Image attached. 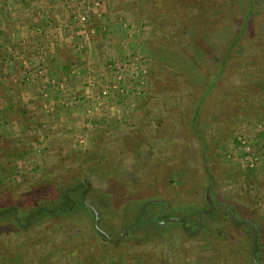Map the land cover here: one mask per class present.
Segmentation results:
<instances>
[{
	"label": "rangeland",
	"instance_id": "obj_1",
	"mask_svg": "<svg viewBox=\"0 0 264 264\" xmlns=\"http://www.w3.org/2000/svg\"><path fill=\"white\" fill-rule=\"evenodd\" d=\"M241 8L224 0H0V203H4L0 210L6 211L0 217V264H250L247 234L243 245V232L230 236L220 214L202 216L212 210L201 215L193 235L177 225L166 231L144 225L133 229L132 210L125 206V212L118 211L122 197L117 202L115 197L100 200L101 205L91 196L83 198L98 212L99 228L110 239L95 233L93 215L78 203L69 214L53 213L18 228L11 220L12 210L19 217L27 211L17 204L24 194L53 179L67 182L77 176L90 194L100 189L109 171L122 181H136V174L149 166L145 159H150L147 149L143 156L138 153L152 144L155 156H165L176 168L147 185L149 189L130 193L134 196L130 199L139 200L136 195L148 190L154 197L149 200L168 203L165 220L184 221L190 229L200 212L220 203H241L247 210L243 220H250L252 209L264 213V157L251 171L242 161L244 151L259 153L264 146V45L252 35L244 44L228 40ZM49 10L58 21L67 22L57 31L73 33L70 43L61 45L68 33L56 45L65 54L71 50L82 56L87 68L105 74V84L113 82L117 72L113 66L122 64L116 65L124 77L120 96L100 98L97 87L104 83L86 79L88 92H75L73 104L48 101L50 83L54 92L60 91V78L44 72V46H49L52 29L34 18L51 16ZM82 15L87 16L85 41L75 29ZM27 17L30 22L20 21L15 30L14 23ZM111 21L118 23L116 28ZM252 22L263 39L264 12ZM214 32L223 35L219 46ZM122 52L123 59H117ZM221 55L233 59L228 62L230 72L218 79L214 93L202 104L193 125L197 137L191 132L192 110ZM31 57L39 63L31 62ZM97 60L103 61L101 67ZM38 87L35 93L29 90ZM238 136L246 139L248 150L237 149ZM90 156L102 163L99 178L81 171L86 167L81 161ZM203 172L209 184L200 192L196 185H201ZM193 201L197 210L185 205ZM150 209L144 219L152 215ZM128 225L133 226L118 240ZM218 233L231 237L230 254Z\"/></svg>",
	"mask_w": 264,
	"mask_h": 264
},
{
	"label": "trees",
	"instance_id": "obj_2",
	"mask_svg": "<svg viewBox=\"0 0 264 264\" xmlns=\"http://www.w3.org/2000/svg\"><path fill=\"white\" fill-rule=\"evenodd\" d=\"M224 2H226L228 5L236 6L240 4L242 6L241 11L239 12L240 17L237 21V25L235 26L234 35L231 36L228 40L232 41L235 39L234 44H237V43L244 44L248 42L249 40L248 36L252 35L254 36L256 40L255 42L257 44L264 45V38L262 39L259 37L257 26H255V24H253L252 22L256 18L258 19L259 17L262 16L264 12V7L262 6L264 4V0H241L240 3L237 0H224ZM164 10L165 9L161 8L159 11L161 12V14H164ZM224 22H227V21H224ZM223 26H224V23H223ZM213 34H214L213 37L215 36V39H217L216 42H218V45L216 46H219V39L221 38L222 33L214 32ZM250 43H251L250 44L251 46L252 41H250ZM261 50L264 51V49H261ZM228 56L221 55L220 59H218L214 63L213 70L211 71L210 76H209V82L206 84V86H204V90L198 98L197 105L193 107L192 116L190 119L191 126H192L191 132L197 137H199L198 135L200 134L197 133L194 129L193 125L195 123V119L198 116V113H199L200 108L202 107V104L206 103L210 99L212 94L214 93L216 89L215 84L217 83L218 79H222V78L224 79V77H226L228 73L230 72L228 64L232 62L233 59L230 57V55ZM229 58H230V62H229ZM154 148H155V144H152L151 146L148 145V146L143 147L141 151L138 153L141 156H143L142 150L143 149L148 150L149 156L147 158H150V159L149 160L145 159L146 161L145 164H148L149 166L141 170L140 173L138 172V174L136 175L139 178H137L136 181H133L131 183L120 180L118 176H115L112 173V171H109L110 174L104 177L105 182L102 185H98L100 189H98L97 191L94 190L95 194H90L88 188L83 186L81 181L78 180L79 178L77 176H74V177L71 176L69 181L67 182L63 179L59 183H57L56 180L58 179H53L51 182L45 183L44 185H42L43 187L28 191L26 194L23 195V201L17 202L18 205L23 206L25 207V209H27V211L24 212V214L22 215L24 218H21L22 216L21 217L18 216V211L12 210L11 220L13 224L15 225V227L18 228L23 223L24 224H28V223L31 224L32 222L36 223V221L39 220L40 218L45 219L47 216L53 215V213L57 215H66L73 211L74 207H76V203L80 204L81 208L84 211H89L85 208L84 203H83L84 201L83 198L86 197L87 199V196L88 197L91 196L93 201H95V203H97L98 205H101V203L99 202L100 200L108 199L110 197L111 198L115 197L114 200L117 202V199L119 197H122L123 199L124 198L125 199H124V202L122 201L121 205L118 207L119 208L118 211L122 210L123 212H125V206L127 210L128 209L132 210L134 215L132 218H130V221L133 222V225H134L133 229L138 228V226L144 225V227H146V229L148 230L156 229V230L166 231L167 228L177 225L179 228L183 230L182 231L183 233L186 232V234L193 235L195 232L198 231L197 230L198 228L197 218L193 226L191 227V229L187 227L184 221L183 222L182 221L168 222L165 224L166 226L160 225L159 222L164 221L167 217V215H165V212L168 210L167 209L168 203H164L163 201H157V202L151 201L152 199L149 200L150 198H154V197L148 194V190L143 191L142 195L140 193L136 195V197L138 196L140 197L139 200L130 199L134 197V196H131L130 193L140 191L142 188L147 189L148 187L147 185L152 186L154 182H159V180L162 179L165 175H167L169 172H172L171 171L172 169L176 168L175 163L169 165V161H168L169 159L168 158L166 159L165 156L163 157L164 159L162 158V156L156 157L155 156L156 153L152 152L151 150ZM81 165H86L85 168L83 166L81 169V171L83 173L85 172V174L86 173L92 174L94 177L98 176V174H102L101 172H98L100 170L102 163L100 161H97V156L96 157L90 156V157L84 158L81 161ZM75 169L76 168H73L72 170L75 171ZM63 172L65 174H68L69 170L67 171L64 170ZM85 174H84V178H86ZM202 174L204 176V177L202 176V178L204 179H202L201 185L199 184L196 185L197 187L200 188V192L203 191V187H205V184L206 185L209 184V180L206 174L204 172ZM197 175H198L197 171H194L192 174V178H196ZM141 182H144V183L141 184ZM197 192H199V190H197ZM75 196L77 197V201L74 200L76 199ZM142 200L143 201L149 200V202L147 201L148 203H144L142 206H139L141 205ZM53 201H55V204L52 206L51 204ZM3 204L4 203H0V209L3 208L2 207ZM203 204L204 202L202 200V205ZM93 205L97 208V206L94 203ZM185 205L188 206L189 210L191 208H195V210H197V207H198L197 202H194V201L191 203L185 204ZM227 205L236 217V220H237L236 224L230 220L229 215L224 208L212 210L211 212H208L202 216H209L211 214L212 215L220 214L221 222L226 220L228 224V230L232 231V232H229L230 236H232L231 234H234L236 232H240V231L243 232V237H244L243 245L245 244L246 234H247V239L249 241V250L247 252L246 247H245V250H246V254L250 256V264H252L251 253L253 250H255L256 252L258 263L264 264V213L259 214L256 211V209H252L250 212L251 216L249 219L254 221L256 228H257V240H256L257 244L256 246H252V229L249 225L241 223L243 221L242 214L245 213V211L247 210L244 208V206L241 203H238V202L227 203ZM251 205H252V202H251ZM30 206L32 207L29 211L28 208ZM150 206H151V209L149 212L152 211V215L144 219L142 216L143 214H145V212ZM121 208H124V209H121ZM182 208L178 207V210ZM220 210L222 212H219ZM5 212H6L5 210H0V217H2V215L4 214L6 215ZM95 233L101 236L98 232L95 231ZM218 235H217L218 237L217 239H219V242L224 243L223 249L228 251V254H230L231 248H233L231 237L228 238L219 233Z\"/></svg>",
	"mask_w": 264,
	"mask_h": 264
},
{
	"label": "crops",
	"instance_id": "obj_3",
	"mask_svg": "<svg viewBox=\"0 0 264 264\" xmlns=\"http://www.w3.org/2000/svg\"><path fill=\"white\" fill-rule=\"evenodd\" d=\"M48 12L51 13V16H39V18L37 17L38 19L34 18V20L39 21L40 24L43 23V26H46L45 29H47V28L52 29V30H50V29L48 30V32L50 31L49 32L50 35L47 36V38H49V40H50L49 46H47L46 44L44 46V48L46 50L45 54H43L44 60H45L44 62H46L44 64V66H45L44 72L46 75H50V76H53L56 78H60L59 79L60 82L58 81L59 82L58 86L60 87V91L57 92L56 91L57 88H56L55 92H54V90H52V87H54V86H52L50 83V85H49L50 88L47 91V92H51V93H49L50 94L49 96L47 95L48 101L49 102H55L54 104H57V105H59L60 102L65 103V101L66 102L70 101L69 103L73 104V102H71V101H72V99L74 100V97H75L74 93L75 92L76 93L77 92H85V90H86V93L88 92V87L84 86V81L86 79H89V81H94V83H96V84L100 83V81H101L100 84H102V83H104L103 81L106 77L104 79H102V77H104L105 74L103 75L101 72H98L97 70L94 71L91 68H87L86 67L87 64L84 61L85 59H82V56L75 55V53L70 50L71 46L67 47L70 50V52L65 54L64 53L65 49L62 48L60 45L59 46L56 45L57 44L56 42H59L58 38L60 40L64 37H66L67 34L69 33L68 30L57 31L58 28L62 29L63 27H67V22L63 21V20L58 21L57 20L58 18L57 17L55 18V16H53L54 10H49ZM48 12H47V14H48ZM45 13H46V11H45ZM93 14H94V12H93ZM93 16L98 18V19L101 18L100 15L98 16L95 14ZM20 21H22V22L25 21L23 23L27 24L28 22H30V19H29V17H27L24 19H20L19 22L17 23V25H16V23H14L15 30L18 29L17 27L20 24H22ZM110 24H111L110 26H113V28H116L115 25L118 23L115 24V22L111 21ZM24 27H28V26L24 25L21 27L23 29V31L26 32V28H24ZM76 28H77V25L75 24V29ZM45 29H44V31H45ZM72 35H73V33H71L69 35V37L65 38L61 45H65L67 43H70L71 42L70 40H73ZM22 37H23L22 35L21 36L19 35L18 40H20L19 38H22ZM44 37H46V35H44ZM76 40H77V38H75V41ZM60 42H61V40H60ZM60 42H59V44H60ZM123 50L125 51L124 48H123ZM124 54L122 52L120 55H117V59H119V60L123 59L121 57H123ZM103 57H105V56H103ZM28 59L31 62L37 61L39 63V59H37L36 57H31ZM74 62H77L76 66H71V64H74ZM100 62L103 63V61H101V60L96 61V63H99V65H100ZM69 65H70V68L68 67ZM116 65L119 66L122 64L118 63ZM116 65H114L113 68H116ZM19 67H20V65H19ZM100 67H101V65H100ZM107 68H108V66H107ZM27 70H29L28 67H27ZM16 73H14L13 75H16ZM125 78H127V77H125ZM53 84H54V82H53ZM61 86H62V88H61ZM93 86H94V84H93ZM38 88L37 89L30 88L29 90L31 92L35 93V90L40 91V87H38ZM13 89L15 90V92L17 91L16 87ZM89 89H90V92L93 91V87H89ZM37 98H38V95H36V97H33V99H31V100L36 101ZM77 101H79V100L77 99ZM13 103H14V101H13ZM74 103H76V101Z\"/></svg>",
	"mask_w": 264,
	"mask_h": 264
},
{
	"label": "built area",
	"instance_id": "obj_4",
	"mask_svg": "<svg viewBox=\"0 0 264 264\" xmlns=\"http://www.w3.org/2000/svg\"><path fill=\"white\" fill-rule=\"evenodd\" d=\"M77 27L78 29H76V34H78V36L84 40L86 38V27L85 25L87 24V16H79L77 19ZM85 41V40H84ZM82 41V42H84ZM79 48H83V45H80ZM120 67H116L115 69H117V72L114 73L113 75V82H109V83H104L102 84L100 87H98V89H100L99 91V97L100 98H106V99H109V98H115L116 96H120L118 95V93H120L121 89V84H122V80L121 78L122 75L120 73V71L122 70H119ZM124 70V69H123ZM101 95V96H100ZM97 103H101L99 101H97ZM235 144H236V147L237 149L240 151V150H248L249 148V145L248 143L246 142V139L242 136H238L236 137L235 139ZM248 147V148H247ZM243 159L242 161L244 162V165H245V168L246 170H254L258 167V161H260V159L262 157H264V146L262 147V149L260 148V152L257 153V151H253L252 149L249 148V151L248 152H245L243 153Z\"/></svg>",
	"mask_w": 264,
	"mask_h": 264
},
{
	"label": "water",
	"instance_id": "obj_5",
	"mask_svg": "<svg viewBox=\"0 0 264 264\" xmlns=\"http://www.w3.org/2000/svg\"><path fill=\"white\" fill-rule=\"evenodd\" d=\"M208 200V199H207ZM209 201V200H208ZM84 206L86 209H88L91 214L93 215L94 217V229L96 232H98L100 235H102L103 237H106L108 239L109 238V235L106 234L105 232H103L100 228H99V225H98V221H99V215H98V212L90 205H88L86 202H84ZM221 208H224L228 215H229V218L230 220L233 222V223H237V220H236V217L235 215L233 214V212L230 210V208L226 205V204H216V205H211L209 206L206 210H203L202 212L199 213L198 215V228L197 230H199V227H200V219H201V215L207 211H210V210H214V209H221ZM179 220H174V219H167V220H164L162 222H159L160 225H165L166 223L168 222H177ZM242 224H246V225H249L252 229V246H256L257 244V228H256V225L254 223L253 220H243L241 222ZM133 225H128L125 227V229L120 233V235L118 236V240L123 237V235L125 234V232H127V230L132 227ZM251 261H252V264H259L258 261H257V257H256V252L255 250L252 251L251 253Z\"/></svg>",
	"mask_w": 264,
	"mask_h": 264
}]
</instances>
